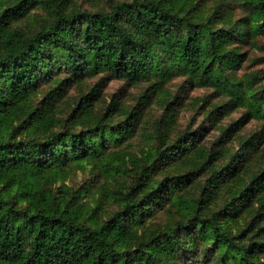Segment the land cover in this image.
I'll return each mask as SVG.
<instances>
[{
    "label": "trees",
    "instance_id": "trees-1",
    "mask_svg": "<svg viewBox=\"0 0 264 264\" xmlns=\"http://www.w3.org/2000/svg\"><path fill=\"white\" fill-rule=\"evenodd\" d=\"M246 1L255 14V34L264 33V0ZM63 3L20 0L11 5L0 0V264H175L184 244L192 241L181 242L178 230L152 234L135 248L127 242L133 226L144 224L150 205L170 200L180 182L160 184L151 190L150 200L125 196L123 208L102 225L85 223L94 218L84 216L79 207L73 209L75 200L41 187L43 182L52 184L49 174L62 172L67 163L99 159L103 140H117L131 123L119 132L111 129L108 138L98 126L100 142L89 132H55L60 120L54 100L39 107L34 97L40 84L51 79L52 69L64 65L83 74L112 71L133 84L150 75L166 78L168 70L178 69L241 100L242 92L214 65L222 68L229 61L225 44L237 34L239 39L247 36L245 29L214 31L195 19L202 15L197 14L196 0L121 1L111 11L74 14H68ZM39 4L53 16L52 24L35 34L14 25ZM62 93L56 89L53 97ZM253 107L252 115L264 120V106ZM253 146L247 144L248 151ZM263 192L264 174L255 175L237 192V199L245 205ZM22 202L27 206H19ZM236 207L232 203L227 213L233 214ZM192 219L201 236L217 239L227 253L236 252L239 264H264L253 259L251 248L234 244L235 236L217 215Z\"/></svg>",
    "mask_w": 264,
    "mask_h": 264
},
{
    "label": "rangeland",
    "instance_id": "rangeland-1",
    "mask_svg": "<svg viewBox=\"0 0 264 264\" xmlns=\"http://www.w3.org/2000/svg\"><path fill=\"white\" fill-rule=\"evenodd\" d=\"M4 1L13 5L20 0ZM121 1L131 0H64L63 4L68 14H74L111 11ZM196 3L197 14L202 15L195 19L214 31L245 29L247 36L239 39L237 34L226 42L229 61L222 68L214 65L242 92V99L178 69L168 70L166 78L150 75L133 84L112 71L91 75L57 66L34 97L39 107L54 100L60 120L55 132H89L100 142L95 135L98 126L105 128L107 138L111 129L119 132L121 126H131L117 140H103L99 159L67 163L62 172L49 174L52 184L43 182L41 187L75 200L73 209L79 207L84 216L94 218L83 219L85 223L102 225L123 208L125 196L150 200L151 190L160 184L180 182L170 200L150 205L144 224L133 226L127 244L135 248L152 234L178 230L181 242L192 241L184 244L175 264H239L236 252L227 253L217 239L201 236L191 221L195 215L204 220L217 215L235 236L234 244L251 248L253 259L264 262V192L245 205L237 199L255 175L264 174V120L252 115L253 105L264 106V33L255 34V14L246 0ZM53 20L39 4L14 25L35 34ZM56 89L63 90L59 98L53 97ZM85 103L90 105L87 109ZM251 143L255 146L248 151ZM170 149L173 158L168 159ZM232 203L236 212L228 214Z\"/></svg>",
    "mask_w": 264,
    "mask_h": 264
}]
</instances>
